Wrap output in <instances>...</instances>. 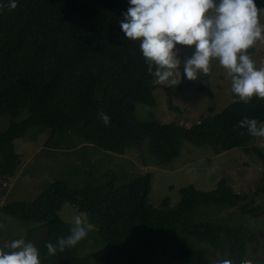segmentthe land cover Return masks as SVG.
Here are the masks:
<instances>
[{"label":"trees","instance_id":"obj_1","mask_svg":"<svg viewBox=\"0 0 264 264\" xmlns=\"http://www.w3.org/2000/svg\"><path fill=\"white\" fill-rule=\"evenodd\" d=\"M255 3L264 7V0ZM7 4L0 0V117L9 121L0 132L1 189L19 163L15 145L30 135L46 134L43 154L71 150L69 140L76 138L117 155L143 148L155 164L166 165L178 156L182 140L220 154L254 138L238 121H264V99L255 96L247 103L234 98L221 112L190 127L154 119V77L139 55L138 42L125 39L119 30L124 0ZM137 105L148 114L139 118ZM101 113L108 116L107 124ZM80 155L76 157L83 163ZM257 157L261 177L253 192L235 193L222 179L206 192L188 185L180 188L173 208L167 198L158 208L147 203L149 173L122 183L112 174L102 182L84 180L82 173L76 183L57 179L31 202L3 204L0 235L5 218H10L24 227L25 240L41 234L35 242L41 264H95L77 244L46 256L44 245L68 235L72 226L58 216L68 204L86 216L92 237L104 247L98 264H139L156 253L158 243L171 245V264H213L218 258L255 264L247 249L256 240L248 219L263 210L253 198L264 195V147ZM208 209L228 214L213 220L198 217Z\"/></svg>","mask_w":264,"mask_h":264},{"label":"rangeland","instance_id":"obj_2","mask_svg":"<svg viewBox=\"0 0 264 264\" xmlns=\"http://www.w3.org/2000/svg\"><path fill=\"white\" fill-rule=\"evenodd\" d=\"M124 2L127 8V0ZM258 18L264 24V7L260 9ZM246 52L256 62L257 67L264 64V33ZM188 53L189 49L180 48L181 57ZM186 83L192 84L194 88H184L183 85ZM179 84L180 87L178 85L164 87L154 83L152 90L154 106L151 108L154 119L161 123L173 122L190 127L208 115L221 112L235 98L230 92L229 81L223 75L222 68L214 60L210 61L208 73L198 74L195 80L182 78ZM142 108V105L136 106L139 118L148 114V110ZM8 123L7 119L0 117V132ZM45 138V133L30 135L25 141L15 145L14 150L18 154L19 163L14 174L7 178V187L1 189L0 185V207L18 201L31 202L40 191L57 179L66 181L69 179L76 183L79 173H82L84 180L94 182H102L106 179L105 175L112 174L116 176L118 183L149 173L150 190L147 203L153 208L162 205L166 198L169 207L173 208L179 201L180 188L188 185L206 192L213 190L222 179L233 192L246 194L259 186L261 177V162L257 157V150L264 147V139L258 137H254L246 146L220 154H215L207 146L196 147L182 140L178 156L166 165L155 164L143 148H141L143 151L131 150L124 155H117L87 146L76 138L69 140L71 150L43 154L42 145ZM80 148L85 149L78 152ZM75 152L81 154L83 163L78 160ZM57 160L61 163H57ZM253 200L260 201L261 204L260 202L258 204L263 210L248 219L256 240L248 245L247 249L249 247L251 261L255 264H264V195L259 194ZM217 214L220 217L228 213L223 211ZM217 214L208 209L200 211L198 217L208 215L209 220H213L218 217ZM58 216L70 225L73 224L75 217L81 218L83 226L88 230L86 237L77 243L78 250L98 264L105 249L92 237V228L88 225L86 216L68 204L62 207ZM240 219L237 217L235 222H239ZM14 221L5 218L1 228L0 247H3L5 241L24 236V227ZM40 237L41 234L36 233L32 235L30 241L35 244ZM155 251L154 255L143 259L139 264L172 263L171 245L158 243ZM207 256L212 259L211 255Z\"/></svg>","mask_w":264,"mask_h":264},{"label":"clouds","instance_id":"obj_3","mask_svg":"<svg viewBox=\"0 0 264 264\" xmlns=\"http://www.w3.org/2000/svg\"><path fill=\"white\" fill-rule=\"evenodd\" d=\"M127 5L121 13L120 33L138 42L139 55L155 84L172 87L182 78L195 80L198 74L209 72L210 61L214 60L239 102L247 103L253 96L264 99V64L257 67L246 52L264 33L255 0H127ZM7 7L14 8L15 0H8ZM180 48L189 49V53L181 57ZM100 118L108 123L107 115L101 113ZM238 125L248 135L264 139V121L244 117ZM86 235L81 218L75 217L68 235L44 245L46 256L75 246ZM0 264L41 261L35 244L21 237L0 247ZM213 264L233 261L218 258Z\"/></svg>","mask_w":264,"mask_h":264}]
</instances>
